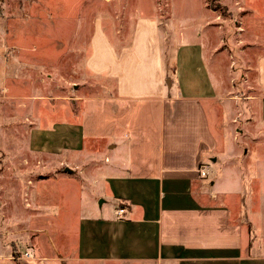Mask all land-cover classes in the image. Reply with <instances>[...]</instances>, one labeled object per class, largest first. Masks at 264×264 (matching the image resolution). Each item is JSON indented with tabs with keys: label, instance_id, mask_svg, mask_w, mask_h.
<instances>
[{
	"label": "crops",
	"instance_id": "0c3cea01",
	"mask_svg": "<svg viewBox=\"0 0 264 264\" xmlns=\"http://www.w3.org/2000/svg\"><path fill=\"white\" fill-rule=\"evenodd\" d=\"M163 24L140 15L121 43L113 39L118 30L96 21L86 67L114 86L76 95V109L62 97L60 109L49 108L33 124L30 147L68 175L35 184L33 195L53 184L58 196H75L74 205H91L66 225L64 264H264V147L239 155L231 123L236 98L210 72L208 25L195 20L172 29L176 44L168 59ZM258 41L251 69L259 92L236 101L258 102L264 128V27ZM49 114L59 117L48 121ZM216 168L225 174L219 188ZM54 193L47 195L53 204Z\"/></svg>",
	"mask_w": 264,
	"mask_h": 264
},
{
	"label": "rangeland",
	"instance_id": "374dc122",
	"mask_svg": "<svg viewBox=\"0 0 264 264\" xmlns=\"http://www.w3.org/2000/svg\"><path fill=\"white\" fill-rule=\"evenodd\" d=\"M256 10L264 15V0H0V264H64L66 225L91 206L76 205L77 198L72 196L70 201L65 192L58 196L59 188L53 184L40 185L41 196L33 195L35 184L58 181L67 173L29 143L33 124L49 108L60 109L62 97L76 109V95L104 94L114 86L86 67L96 21L101 20L114 34L118 30L113 39L126 43L138 16L158 17L168 24L161 27L167 30L166 34L161 29L168 59L176 44L172 29L192 26L195 20L199 26L208 25L214 58L209 62L210 72L224 91L231 88L227 96L236 98L231 123L241 147L239 155L244 157L264 147L258 102L236 101V96L259 92L251 63L264 25ZM206 16L212 18L209 23L204 22ZM56 115L46 118L50 121ZM210 120L218 132L211 115ZM223 175L216 168L215 188L220 187ZM229 183L236 188V181ZM53 193L54 204L47 196ZM100 199H96V213ZM85 200L94 208L95 200ZM73 205L76 212L71 210ZM105 208L104 212L109 209Z\"/></svg>",
	"mask_w": 264,
	"mask_h": 264
},
{
	"label": "built area",
	"instance_id": "2783aa9c",
	"mask_svg": "<svg viewBox=\"0 0 264 264\" xmlns=\"http://www.w3.org/2000/svg\"><path fill=\"white\" fill-rule=\"evenodd\" d=\"M202 174H204V175H205V174H206V172H205V171H203V172H202ZM123 211H124V209H121V210H120V212H123Z\"/></svg>",
	"mask_w": 264,
	"mask_h": 264
}]
</instances>
